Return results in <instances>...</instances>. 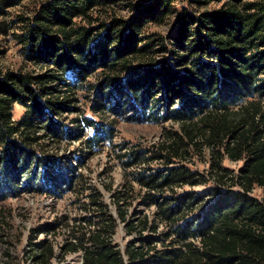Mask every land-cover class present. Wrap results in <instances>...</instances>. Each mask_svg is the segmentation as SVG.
<instances>
[{"label": "trees", "instance_id": "16d2710c", "mask_svg": "<svg viewBox=\"0 0 264 264\" xmlns=\"http://www.w3.org/2000/svg\"><path fill=\"white\" fill-rule=\"evenodd\" d=\"M21 1L0 0V33L7 36L21 24L22 33L13 36L26 62L41 71L0 66V188L18 185L24 172L27 185L44 175L46 184L53 181L48 173L55 161L37 157L35 149L46 151L42 142L54 146L68 134L55 117L79 111L76 91L86 89L99 71L101 78L89 86L96 98L92 112L123 117L129 111L136 121L179 126L158 145L134 147L118 157L125 168L144 165L133 176L145 191L144 203L155 208L154 221L144 217L127 228L155 233L162 224L166 231L145 239V247L122 253L113 243L116 220L104 208L100 215L108 217L94 230L74 225L76 243L65 245L63 256L82 251L83 264H144L149 258L152 264H264V0H187L167 38L145 37L143 30L164 24L181 0L141 3L129 20L108 16L117 0H46L7 27L8 11ZM211 4L220 8L204 9ZM169 52L170 59H157ZM16 104L25 108L18 123ZM160 109L164 115L157 117ZM75 123L94 129L87 117ZM84 133L85 128L78 130L72 140L82 141ZM105 135L111 137V128ZM96 136L87 140L90 148ZM204 149L214 155L209 179L187 167ZM225 158L244 162L238 175L222 167ZM153 161L163 166L149 169ZM42 164L44 174L37 171ZM208 183L207 204L204 195L175 192ZM255 186L263 190L261 200L250 196ZM125 195L114 192L123 223L129 213ZM91 204L103 211L95 197ZM31 258L34 264H52L55 249L45 242Z\"/></svg>", "mask_w": 264, "mask_h": 264}, {"label": "rangeland", "instance_id": "374dc122", "mask_svg": "<svg viewBox=\"0 0 264 264\" xmlns=\"http://www.w3.org/2000/svg\"><path fill=\"white\" fill-rule=\"evenodd\" d=\"M45 1L22 0L19 5L8 11L7 27L18 16H31ZM149 1L152 0H117L116 4L110 8L108 16L116 15L129 20L135 15L139 4ZM181 1L182 4H174L173 12L167 17L164 24L147 26L143 30V36L167 38L174 32L178 21V10L189 5L187 0ZM219 8L220 5L211 4L204 9L217 10ZM12 27L7 36L0 33V45L4 51V55L0 58V66L4 70L40 72V68L26 62L21 46L17 44L13 36V33L17 35L22 33L21 24H18L14 30ZM170 55V52L167 55L160 54L157 59L159 61L170 59ZM99 78H101V72L98 71L88 81L89 85L86 89L78 87L76 99L79 111L65 112L62 116L55 117L61 125H66L68 134L54 146H50L51 140L42 142L47 149L46 151L39 148L35 149V151L37 150V157H44V160L51 157L55 161L53 170L48 173L54 182L46 184L44 175L43 179L42 176H39L33 185H27L26 180H28L29 175L27 176V173L24 172L18 185H6L0 188V264H34L31 258L32 253L45 242L51 243L55 249L56 258L52 260V264H82V251L63 256L62 248L68 243H76V240L73 239L74 225L81 223L87 225L89 230H94L99 223L105 222L110 215L116 220L117 226L113 243L122 253H125L128 247H145V239L161 238L166 231V227L162 224L159 225L155 233L147 230L141 234V228L136 230L127 228L128 223H136L144 217H149L150 222L154 221L155 208H150L144 203L142 196L145 191L137 185L133 176L135 170L143 169L144 165L125 168L118 157L123 155L126 150L134 147L149 149L152 145H158L163 141L166 132L178 130L179 126L172 121H136V117L134 118L133 113L129 111L123 117H115L108 111L95 114L91 109L96 98L94 91H91L89 86L97 83ZM66 79L73 81V74L68 73ZM129 100L130 98L126 97L121 101L126 104ZM152 107L155 109L154 105ZM159 111L161 112L157 117H162L164 110L160 109ZM13 113L14 121L18 123L25 115L24 106L16 104ZM150 114L152 113H147L146 118H149ZM85 117L94 123V129L88 128L84 124L75 123V120L81 121ZM84 128L83 140H72L76 137V132ZM110 128L111 137H106L105 131ZM95 129L98 134H96ZM94 136L97 139L90 148L86 142ZM126 145V149L121 150V147L124 148ZM213 157L214 155L208 149H204L202 154L195 153L192 155L191 162L190 164L187 163V167L197 170L209 179L211 177L210 167L214 161ZM162 166V163L153 161L148 168L156 170ZM222 167L236 176L244 167V162H233L225 158ZM44 170L43 164L37 166V171L40 174H44ZM1 176L0 170V180L2 179ZM69 180L70 185L65 183ZM209 187L208 183L197 187L180 188L175 192L188 191L204 195L203 201L207 204L212 200V197L208 196ZM120 191L121 193L128 192V195H125L129 202V206H126L129 210L126 217L127 223L119 220L118 206L114 203V192ZM250 196L253 199L261 200L263 190L255 186ZM91 197H95V200L103 203L101 204L102 207L104 205L103 211L101 207L91 204ZM122 204L123 202H120V205ZM126 207L124 206L125 209ZM104 208L107 217L100 215L101 212H105ZM83 219L85 220L83 221ZM51 226L53 229H50ZM156 245L158 251L163 250L161 242L156 243ZM154 253H156L155 250L152 251V254ZM144 261L146 262L142 263L152 264L150 258Z\"/></svg>", "mask_w": 264, "mask_h": 264}, {"label": "built area", "instance_id": "2783aa9c", "mask_svg": "<svg viewBox=\"0 0 264 264\" xmlns=\"http://www.w3.org/2000/svg\"><path fill=\"white\" fill-rule=\"evenodd\" d=\"M82 264H83V261H82Z\"/></svg>", "mask_w": 264, "mask_h": 264}]
</instances>
